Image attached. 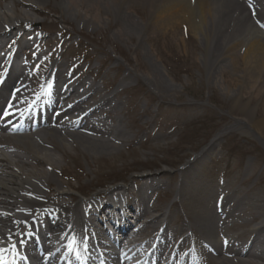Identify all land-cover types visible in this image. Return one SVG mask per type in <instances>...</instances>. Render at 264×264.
Listing matches in <instances>:
<instances>
[{"label": "bare ground", "instance_id": "bare-ground-1", "mask_svg": "<svg viewBox=\"0 0 264 264\" xmlns=\"http://www.w3.org/2000/svg\"><path fill=\"white\" fill-rule=\"evenodd\" d=\"M10 1L11 4L0 8V38L8 37V40L12 41V44H15L21 37L28 35V39L31 41L33 37L28 33L29 27L35 24L31 16V12H34L35 8L29 6L27 3H23L21 0ZM27 1L32 4L46 2V0ZM110 1L112 0H105L103 2L107 5ZM125 1L129 8H134L135 14L137 13L139 17L142 15V9L138 10L136 4L148 5L150 11L148 18L145 19L146 26L152 32H160V35L153 36L154 41H157L158 37L167 38L174 33L182 34V32L191 33L200 39L208 40L214 35L217 25H222V22L223 25H226L227 22L229 31L224 37L230 38L228 40L223 38L222 45L224 49L221 48L215 56H227L232 61L234 57H238L242 60L243 77L245 75L257 87H264V34L258 30L252 21L250 12L244 1ZM257 1L258 10L260 8L264 14V0ZM59 2L61 3L59 6L62 5L65 8H68L69 4L73 5L77 17L80 18L78 24L80 27L83 20L89 23L90 26L93 25L94 16L96 22L99 21V14H101V10L99 9L100 0H59ZM249 2L251 1L248 0ZM20 5L24 6L27 16L18 18L11 17L10 11L14 12L16 7ZM60 9L61 7H58V10ZM62 10L63 8L60 11ZM89 12L93 13L91 14ZM103 15L106 16V22L111 26L113 22L111 13L105 11ZM261 20H264V17ZM20 25H24L25 27L18 30ZM84 25L86 28H90L87 24L84 23ZM237 31L239 32V36L231 37V34ZM130 38L133 39L134 36H130ZM29 40L20 46L16 45L11 52V58L17 57L18 50L21 46L24 48L30 47ZM2 45L1 43L0 48ZM229 48L232 49L227 51ZM57 66L64 67L63 63L55 61L50 64L44 76L46 85L55 87L57 82L65 85L57 93V96L54 97L55 101L53 100V103L56 105L54 111H57L55 118L50 120L48 124L55 122V127L45 126L35 132L28 131V134L13 133L8 127V121L14 117L15 109L21 108L23 104L26 105L24 103L25 98L31 91H34L35 85L31 84L30 76L22 69L15 77L7 78L5 76L3 85L0 87V104L2 102L1 98L8 91L10 92L12 89L15 91L13 100L7 106L4 115L0 114V254L5 253L4 257L8 256V254L18 255L20 252L23 254H27V252L31 254L29 251L31 248H40L45 245V256L40 259L30 257L29 264H58V260H64L66 255L71 254L75 248L78 250V243L83 237L88 244H94L91 234H99L96 225L97 220L92 221L91 219H86L82 221L80 219L78 222L75 220L80 216L78 215L76 205L72 203L74 198L66 188L55 184L56 181L54 180L61 177L67 185H70L68 183V177L63 175L65 169L61 162V160H70V155H67L68 153L65 152L67 148L73 146L72 143H76V140L79 138L78 141L82 145L78 144L79 149H76V151H79L87 157L89 156L88 158L91 159L93 155H87L83 147L90 146L92 149H102L105 152H109L110 148L123 142L125 140L124 137H126L122 121L113 113L115 108L120 104L119 101H116L114 104L113 97L120 90L126 88L123 86V81L114 93L107 95L97 94L94 100L89 102V99L99 90V87L95 84H87L82 78H76L70 70L63 69L62 72H57ZM1 73L0 70V78ZM153 73L152 71L148 74V77L150 76L149 78L152 80L155 78L153 76L155 73ZM214 76L213 78L216 79ZM128 78V76H125L123 80ZM40 95L47 96V91L42 90ZM69 99L70 101H68ZM36 102L39 104V99ZM70 103L73 104L66 107ZM3 104L0 105V108L3 107ZM73 112H77V114L68 120L59 121L60 117H65L67 114ZM80 115H83V117L78 120ZM258 123L256 125L254 124L255 127H252L258 134H261L264 120L262 119ZM75 128L79 129L76 130ZM212 144L209 145V150L212 149ZM52 145L61 153V159L55 157L49 151ZM27 147L30 150L27 151ZM202 156L196 157L192 162L186 163L187 167L193 166L202 160ZM44 166L48 169V172L42 170ZM186 171L184 173L180 172L181 176L178 181L180 185L177 187V197L171 200L166 208H163L162 211L160 210L162 217L159 220L156 217H154L155 219L150 218L140 232H148L149 228L160 229L163 225H160L161 221H165V218L168 217L170 219L176 215L177 209H173V205L179 204L180 211H184L185 214L193 210V207L190 208L191 200L195 198L194 195H199L198 193L203 191L205 186H209V182L201 181L200 175L206 171L205 163L203 162L199 163V166L194 169V173L186 174ZM56 174L59 177H56ZM145 180L151 181L149 185L154 187L163 185V183L154 182V180L148 178H145ZM230 183V181H222L215 186L216 189L214 190L218 191L216 198L220 200L216 208H222L219 213L215 211L214 207L211 218H208V216H202V213L197 210L195 212L193 211L191 213V221L187 220L186 224L180 223L176 226H168L166 228L167 237L162 238L159 236V243L164 247L166 246L164 253L166 255L162 257L164 264H169L172 257L175 258L176 262H180V256L177 257L176 255L183 253H187L188 259L192 260L191 264H197L196 257L203 253L201 248L203 249L204 247H210V249L216 251L215 256L219 264H259L253 260L244 261L239 259L238 261L237 258L227 259L223 257L224 250L222 249V245H229L231 239L240 240L244 236L243 239H246L245 242H249L248 245H258L260 247L254 251L249 248L243 250L244 254L250 257L255 256L252 253L264 254V215L259 211L260 209L264 211V196L254 191L249 193L250 189H233L231 192H228L226 191V187ZM52 184L56 186L53 188ZM240 190L246 191L243 192V196L246 195V198H242V201L239 203L238 201L236 202V196H238V193H241ZM117 191L116 198L125 207H129L130 203L135 199L144 200V197L141 195L132 198L126 196L124 189H118ZM108 192L110 190L106 193ZM97 195L101 194L98 193ZM93 199L96 201L95 198L85 201L81 199L79 203H86ZM110 200L112 201V199ZM99 203V209L103 210L104 208H108L106 207L108 205L107 201H100ZM91 210L94 214L95 209ZM146 211V207L143 206L139 214L145 213ZM51 212L56 214L58 220H53V217H50ZM82 212L89 213V210H86L85 207ZM109 213L112 214V212H108L107 217L112 216H109ZM34 219L40 221L37 226L33 222ZM251 222H255V225L247 229L246 226ZM29 227H34V234L42 237L44 245H33V242L22 240V230ZM183 230L186 231V235L184 236L182 235ZM231 230H236L237 232L235 234L229 233ZM46 231H48V235L45 234ZM61 231L64 233L72 232L75 236H64L61 239L58 236ZM87 231L90 232L85 237L84 234ZM198 234L201 236L200 238L196 237ZM218 234L224 235L222 236V242L218 239ZM141 243H146V241L141 240ZM83 245L84 242L80 244V248ZM71 247L72 249H69ZM242 249L238 248L239 252H242ZM173 251L174 255L170 257ZM82 254L86 256L88 261L90 254L83 252L77 255L75 253L73 256L76 255V259L78 255ZM55 255L56 259H54ZM258 258L264 260V256L262 255Z\"/></svg>", "mask_w": 264, "mask_h": 264}, {"label": "rangeland", "instance_id": "rangeland-1", "mask_svg": "<svg viewBox=\"0 0 264 264\" xmlns=\"http://www.w3.org/2000/svg\"><path fill=\"white\" fill-rule=\"evenodd\" d=\"M21 1L35 8L31 16L38 26L56 33L71 32L70 41L65 43L69 45L68 59L80 65L89 62L93 68L83 69L87 74L80 76L102 87L103 94H111L122 81L126 87L114 97L115 102L117 98L121 102L118 111L122 113L118 115L123 120L125 140L109 152L83 147L87 155H93L91 159L76 151L81 144L79 138L75 139L77 144L69 140L73 146L65 152L70 160L61 162L70 185L57 174L55 184L78 198L149 171H169L162 177L175 183L178 168L218 138L213 153L207 151L203 177H221L231 182L228 189L250 187L264 195V126L261 134L252 127L264 120V87L243 77L242 60L235 55L233 61L215 56L224 49L223 38H230L224 37L229 31L227 22L223 25L221 21L208 40L182 32L154 41L153 36L160 32L147 28L145 19L150 8L145 4H136L138 10L142 9L140 18L125 0H112L107 5L100 0L99 21L94 16L93 25L83 20L80 27L71 4L65 8L59 6V0L41 4ZM7 4L11 1L0 0V8ZM24 9L17 6L10 11L11 17L27 16ZM105 11L113 16L111 26L103 15ZM238 36V31L231 34ZM152 71L153 80L148 77ZM125 76L129 78L123 80ZM49 151L61 159L54 145ZM42 170L48 172L45 166ZM209 199L204 196L200 200L202 208Z\"/></svg>", "mask_w": 264, "mask_h": 264}]
</instances>
